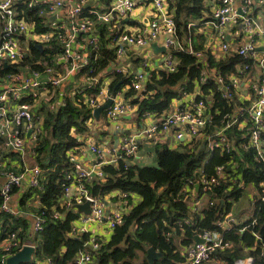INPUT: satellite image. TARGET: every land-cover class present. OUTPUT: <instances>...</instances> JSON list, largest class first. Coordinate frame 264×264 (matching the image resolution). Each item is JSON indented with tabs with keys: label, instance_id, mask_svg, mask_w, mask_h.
<instances>
[{
	"label": "built area",
	"instance_id": "1",
	"mask_svg": "<svg viewBox=\"0 0 264 264\" xmlns=\"http://www.w3.org/2000/svg\"><path fill=\"white\" fill-rule=\"evenodd\" d=\"M90 1H93V4L90 5ZM147 2H150L152 6L153 20L148 23L146 29L129 27L125 22L126 19L137 6ZM173 2L174 0H0V67L4 65L15 67L14 70L0 76V152H11L22 158L29 153L34 156V149L42 133L44 122L36 115L34 107L42 100L44 86L47 89L49 87L56 89L67 79L68 75L87 67L90 55L86 53V49H100L101 35H110L115 53L114 70L124 74H127V60L138 54V48H146L153 42L162 40L167 51L163 58L162 69L169 73L178 72L181 60L175 53L181 51L196 57V62L201 65L200 78L192 82L195 85L192 92H186L184 87L181 88L182 94L176 98L181 101V106L176 104L168 114H163L161 118L155 120L143 131V140L131 135L124 136L112 152L118 159H140L142 141L146 144H158L171 129H174L176 142L172 145L173 148L181 146L194 152L205 148L209 152L205 163L197 167L193 174L185 176V187L183 186L184 188L182 187L178 193L180 198L175 199L184 202L189 200L187 203L190 211L199 213L205 203L204 195L195 194L194 190L187 191V187L197 184L203 193H217L220 190L223 195H230L233 191L241 190L250 184L254 188L252 193L254 201L261 203L264 207V177L258 184L246 182L245 177H242L239 171L240 163L236 160V157H242L243 150H253L254 161L260 166V171L264 176V72L261 81L254 88V100L250 105L236 107L237 103L234 100V93L241 88L242 76L255 65L246 59L254 56L257 48L256 42L249 40L237 49V53L244 57L245 61L237 66L236 71L224 77L220 70L211 66L209 62L207 63L201 57V53L194 49L191 38L187 45L180 41L171 8ZM235 3V0H218L213 10L216 20L214 25L220 29V35H224L225 28L235 22L240 15L244 21L243 30L251 31L255 21L248 15V11L255 4H264V0H244L240 7L244 15L237 9ZM21 4L28 9L40 8L39 13L44 18V24L50 28L49 31L37 32L36 23L27 20L24 15L25 10H20ZM53 15L57 20H52ZM195 24L194 21L190 22L189 29ZM55 36L62 46L63 63L67 67L64 74L55 72V67L48 59H39L31 63L24 62L28 54L33 55L30 49L26 51L22 48L23 37H32L38 42L37 44H43ZM219 50L222 54H227L232 51V47L230 43L222 42ZM258 63L264 68V53ZM34 64L42 66L43 69L33 67ZM146 66L148 68L146 67L144 72L131 77L132 88L141 92L139 95L141 99L153 93V91H147V82L153 71L149 69L148 62ZM44 69L45 77L41 73ZM86 73L88 77H91L88 72ZM90 79L96 83L99 75ZM209 80L216 83L219 89L224 90V96L234 104V111L231 115H224V124L216 131L206 132L213 118L209 107L214 103V92L205 93L201 84ZM185 96H190V100L184 102ZM25 97L27 101H23ZM110 97L113 98V103L106 109L108 122H114L135 108L130 99L121 100L116 94L109 95L108 98ZM87 100L93 108L99 106L97 97ZM47 103L52 110L62 105V102L59 105L51 103L50 98ZM235 124L242 132L239 145L234 138L228 135V129ZM242 124H244L243 127H241ZM204 141L205 145L202 144ZM216 149H219L222 155L231 156L228 160L229 168H226L224 164L211 168L210 156L215 153ZM105 150L103 144L93 143L91 146V151L100 159L105 157ZM69 156L74 163V168L60 205L66 211L77 213V204L90 202V213L84 216L78 214L72 225L71 235L80 237L82 234H89V240L76 254L74 262L75 264H100L99 251L102 244L110 241L109 235L112 236L116 228L126 222V216L142 201V196L134 192L111 193L110 196L102 198L93 195L88 186L96 178L105 180L106 175L102 167H83V164L76 160L75 151L69 152ZM43 173L44 169L40 165L28 164L16 170L14 168L3 170L0 173V179L3 177L0 185V213H8L18 218L19 210L11 205L14 190L36 187L44 190L43 184L41 186ZM233 198V196H227L226 202H230ZM206 205L216 206L218 199L211 198ZM63 215L64 213L61 214V212L54 213L55 217ZM244 222H240L231 210L222 209L214 222L215 229L201 227L195 229L194 236L198 235L203 242L196 243L194 240L190 245L182 247L181 254L184 256L182 264H209L216 251L233 247L232 242L225 239L224 232ZM255 222L256 219L253 218L252 223ZM43 223L44 218L36 215L32 223V232L41 230ZM194 223L193 216H188L173 224L165 221L167 229L164 230V235L166 239H171L174 228L184 229L186 225ZM94 225L103 226L105 233L99 235L98 231L93 228ZM246 228L245 225L240 230L244 231ZM28 244L29 242L19 237L15 231L0 238V264H6L8 257ZM261 255H264V249ZM245 260L248 264L253 262L252 258ZM243 261L238 260L236 264H241ZM35 264H54V260L52 257L38 258Z\"/></svg>",
	"mask_w": 264,
	"mask_h": 264
},
{
	"label": "trees",
	"instance_id": "2",
	"mask_svg": "<svg viewBox=\"0 0 264 264\" xmlns=\"http://www.w3.org/2000/svg\"><path fill=\"white\" fill-rule=\"evenodd\" d=\"M206 1L174 0L171 8L179 35L193 37V29L190 30L188 24L192 21L207 19L205 12L209 10V7ZM19 8L25 10L24 15L27 20L36 23L37 32L49 31L50 28L44 24V18L39 13L40 8L28 9L23 4ZM101 36L100 49L91 50L89 65L83 69L93 78L99 75L98 81L75 90L72 95L65 96L62 105L54 110L46 109L42 133L34 149V157L38 165L44 169L41 182L44 190H41L40 187L29 188L22 197V201H26L25 199L31 196L32 192L37 193L40 208L36 215L44 218L42 229L31 235L28 232L26 218H16L8 213H0L2 216L0 238L15 231L23 240L26 238L32 240V245L35 247L34 257L29 262L22 264H35L36 259L46 257H52L55 264H75L76 254L84 248L85 242L89 240L88 233L82 234L80 237L71 235L73 222L78 215L72 211H66L60 205L64 198V190L70 183L71 171L74 168L69 152L84 144L72 132L75 131L78 134L89 132L87 123L95 118V110L87 99L96 98L105 78H111L110 93H118L132 82L130 76L110 68L114 61V54L112 49L105 46L110 41V35ZM36 45L37 43L34 41L29 44L33 56L28 54L24 60L25 63L48 58V50L44 47L40 49ZM195 50L197 49L195 48ZM175 54L181 60L178 72L169 73L164 69L152 72L147 82V91H153V93L142 99L139 97L130 98L132 103L137 105L136 122L141 123L146 116L169 113L173 109V101L181 96L182 87L186 92L194 90L195 85L192 82L200 78V63L196 62L197 59L192 54L181 51ZM242 61L243 58L239 54H233L221 60L214 59L212 55L209 56L210 65L217 67L224 77L236 71L237 65ZM33 67L41 69L42 66L34 64ZM14 69V66L6 67L4 65L0 67V76ZM103 72L105 75H100ZM201 88L205 93L214 92V103L209 107L213 118L210 120L206 132L216 131L224 124V115H231L234 111V104L224 96V90L219 89L212 80L201 84ZM133 91H130L127 96H133ZM103 117H105V112H103ZM237 128L236 124L231 126L228 129V135L230 138H234L239 145V141L242 140V132ZM205 143L204 141L202 144L205 145ZM218 150L216 149L215 153L210 156L211 168L223 164L231 158L228 154L223 156L216 154L219 152ZM10 153L0 152V161L5 160L4 158H7ZM157 156V166H140L124 158L118 159L115 164L103 166L105 180L96 178L89 184L90 192L98 197L115 190L136 192L143 197L141 203L126 216V222L116 228L110 241L102 244L99 251L100 264H150L147 259L149 247H154L163 253V257L155 261L154 264H181L184 260L180 251L177 250L178 246L174 238L166 239L164 230L167 228L163 229V220L175 223L187 217L189 211L183 201H175L174 197L169 194L171 192L179 193L183 186V178L191 175L196 167L203 165L209 152L205 148L194 152L189 149L175 151L161 146L157 148ZM253 157V150H243L242 157H236V160L239 161L240 167H243V177L249 182L258 184L264 176ZM218 192L222 194L220 190ZM241 192L242 190H236L225 196L239 199L242 195ZM55 212H61L64 215L55 217ZM220 212L219 205L204 209L205 217L202 221L185 226L182 244H191L194 231L199 227L215 229L214 221ZM193 218L200 220V215ZM253 218L256 219L255 223H252ZM253 218L224 232L225 239L233 242L234 245L226 250H218L213 254V258H221L227 264H235V261L240 257L242 247H247L253 251L255 264H262L264 262V255H261L264 247V207L259 202H255ZM136 225L138 227L134 228ZM245 225L247 226L246 230L241 231L240 229ZM21 227L22 229H20Z\"/></svg>",
	"mask_w": 264,
	"mask_h": 264
},
{
	"label": "crops",
	"instance_id": "3",
	"mask_svg": "<svg viewBox=\"0 0 264 264\" xmlns=\"http://www.w3.org/2000/svg\"><path fill=\"white\" fill-rule=\"evenodd\" d=\"M235 1H236L235 5H236L237 9L241 12L240 7H241L242 3H244V0H235ZM206 2H207V5L209 7V10L207 12H205V18H207V19L205 21H196L195 22L196 24L193 25L190 30L193 29L192 30L193 37H191V41H192V45H193L194 49L196 48L197 51H199L201 53V57L207 63L209 62V56H211V55L216 60L228 58V57L232 56L233 54H238L237 49L240 48L245 43H247L249 40L256 42L257 48L255 50L254 56L249 57L248 58L249 60H247L250 63H254L255 65L242 76V81L240 83L241 88L234 93V100L237 103L236 107H238V105L239 106L250 105L251 102L254 100V88H255L256 84L261 81V79L263 77V72H264V68L261 65H259V63H258L259 58L264 53V4H255L250 9V11H248V15H250L255 21L251 31L243 30L244 21H243L242 15H240L239 17L236 18L235 22L231 23L229 26H227L225 28L224 35H220V29L216 28V26L214 25L216 20L213 16V10L215 9V7L218 4V0H207ZM89 4L90 5L93 4V1H90ZM152 12H153V10H152V6H151L150 2H147L145 4H141L133 10V13L130 15V17L128 19H126L125 22L131 28L146 29L148 23H150L153 20V13ZM241 14H243V12H241ZM53 19L57 20L55 15H53L52 20ZM192 34L190 33V35H192ZM189 39L190 38H188L186 35L180 36V41L185 45L188 44ZM80 40L82 41L83 39L81 38ZM25 41H27L29 44L32 41L36 42L35 40L32 39V37H29V38L23 37L22 42H25ZM48 41L49 42H46V44H47L46 47H44V45H42V48L44 47L48 50V54H47L48 58L47 59L51 62L52 65H53L52 61H54L57 65H60L62 67L60 69V72H62L64 74L67 71V67L63 63L64 59L62 58L63 57L62 56V52H63L62 46H61V44H60V42L56 36L52 37ZM222 42L230 43V45L232 47V51L227 53V54H222L221 51L219 50V46ZM36 43H38V42H36ZM155 43H157V45L159 47L164 46L162 43V40H159ZM105 46H106V48L108 47L109 49L113 50V54H114V58H115L114 47L111 44V41L107 42ZM198 46H201V47H198ZM28 50H29V45H28ZM137 52H138V54L133 55L130 59L127 60V74H124V73H122V74L132 77L133 75H136L139 72H144L146 70V67H147L146 66L147 62L150 66L149 69L152 70L153 72L163 68V64H162L163 58H164V55L167 53V51L156 52V51H154L152 44H151V46L146 47V48H138ZM178 52H180V51H176V53H178ZM86 53L91 55L90 48L86 49ZM242 58H243V61H245L244 57H242ZM89 59H90V56H89ZM242 62L239 63L238 65L240 66L242 64ZM110 68L114 71L115 65L113 62H112V66H110ZM216 68H215V70H216ZM42 69H43V67H41L40 70H42ZM54 70H55V68H54ZM55 72H57V71L55 70ZM206 72H207V70H206ZM41 73L45 77V69L43 71H41ZM100 75L104 76L105 72L100 73ZM90 78L91 77H88L87 73L84 72L83 69H81L77 72H73L70 75H68L67 79H65L64 82L59 87H57L56 90L51 88V87L48 88L49 90L52 89V93L54 95L48 94L49 90L47 89L46 86H44L45 89H43V90L46 91V92H44V94L45 93H47V94L45 96H42V100L37 105H35L34 112L43 121L45 118L46 109L49 108L48 103H47V100L49 99V97L51 99V103L53 102V103H57V105H59V103H61L63 101L65 96L74 94L75 90H77V89H79L85 85L93 84L94 83L93 79H90ZM79 80H80V83H79ZM110 83H111V78H105L103 83H102L101 91L96 96L98 103H99V106L103 105L104 103H106L108 101L109 95H114V94H116L121 100L130 99V98L133 99L135 97L140 98L139 95L141 94V92H138L134 88H132L131 84L122 88V90L119 91L118 93H114V92L110 93V88H109ZM43 90H42V93H43ZM130 91L134 92L133 96H127V94ZM48 95H49V97H48ZM188 100H190V96H185L184 102H186ZM23 101H27L26 97L23 99ZM180 103H181V101H179V99H175L173 101V109H174V106L176 104H180ZM245 103H247V104H245ZM180 106H181V104H180ZM94 110H95V108H94ZM136 110H137V105H135V108L133 110H131L127 114L119 117L114 122H111V121L108 122L106 120V109H105L103 111V112H105V117H103V112H102L99 118L95 117L93 120H89V122L87 123V125L89 126V132H87L86 134H78L75 131H73L72 132L73 135L77 136L84 143L83 145L79 146V148L74 150L75 154L77 155L76 160L78 162H80L81 164H83V167H85V168H92L95 166L96 167L101 166L103 168V166L106 164H111V163L115 164V163H117L118 157H116L112 151H113V148H115L120 143L122 137L131 135V136L139 138V139L142 138V140H143V137H144L143 131L145 129H147L149 126H151L155 120L161 118L163 114H168V113H163L160 115L146 116L144 119H142L141 123H138V122H136V120H137L136 119ZM243 126H244V124L241 125V127H243ZM175 142L176 141L174 139V129H171L164 136V139L162 141H160L158 144H146L144 141H142V143L140 144V146L142 147V157L140 159H137V160H130V162H132L133 164L140 165V166H157V164H158L157 148H159L161 146H166V147H168L172 150H175V151H184L185 149H187V148L181 147V146L173 148L172 145ZM93 143H99V144H103L105 146V148H106L105 157H102V159H100L99 157H97L95 155V153L93 151H91V146ZM216 154H219L221 156L224 155V154L222 155V153L220 151ZM4 159L6 161L1 162L0 173H2L3 170H5V169L12 170V168H14L16 170L18 167H20V165L23 166L25 164H28L29 162L27 161V159H29L31 161L32 159H34V156L32 153L31 154L29 153L26 155L25 158H22L16 154V155H14V157L8 156L7 158H4ZM34 163L35 164L30 162V164H28V165H31V166L38 165L36 160ZM96 163H99V164H96ZM223 164L226 168L230 167V164L228 163V161L223 163ZM242 168H240L239 171L241 172V175L243 177V169ZM196 169H197V167L193 170V172ZM187 176H189V175H187ZM184 178H183V186H184ZM245 180L248 183H253V182H249L246 178H245ZM2 181H3V177L0 179V185H1ZM196 185H192L190 187L186 186V187L188 189L187 191L194 190L195 194L204 195L203 200L205 201V203L201 207L200 212L199 213H192L190 211L189 204L187 202L183 201L187 205V209L189 211L188 216L196 217V215H200V220L194 219L195 222H200L204 219V217H205L204 209L210 208L206 204H207L208 200L211 198L218 199V205L220 206L221 210L224 208H226L227 210H231V212L235 216L236 213H235V211L232 210V208L239 199L233 198L230 202L229 201L226 202V196H225L226 194L223 195V194H220L219 192H217V193L216 192L215 193H212V192L203 193L200 186L199 185L196 186ZM241 190H242V192H241L242 195L240 196V198L243 197L244 194L246 193L247 198H244V199L246 201L250 202V204H249V205H251V208L249 209V214H250L249 216L250 217L248 219H251V218H253L254 208H255V201H254V197L252 194L254 191V188L249 184L247 187H245ZM26 192H27V188L20 189V190L17 189L16 192H14L13 198L11 200V205L15 209L19 210V212H20L19 217L20 218L24 217L27 219V221H28V232L31 234V233H33L32 232V223H33L34 217L36 216V213L38 212V209L40 208V204H39V197H38L37 193H34V192H32L31 196H28V198L25 199L26 201H22V197L26 194ZM117 192H121V191L115 190V191L109 192V193H107L103 196H99V197H101V198L102 197H108L111 195V193H117ZM134 193H136V192H134ZM169 195L171 197H174L175 201H180L178 199H175V198H180L178 196V193H172L171 192ZM142 199H143V197H142ZM246 207H247V205H246ZM246 207H244L242 209L241 214L246 213V211H247L245 209ZM78 214L80 216H84L85 214H88V213H86L84 211H80L78 209L77 215ZM180 220H182V219H180ZM165 221H166V219L163 220V229L166 228ZM166 223L173 224V223H169L168 221H166ZM1 225H2V216L0 215V226ZM136 227H138V226L136 225L134 228H136ZM93 228L98 231L99 235H102V233L104 232L103 226L94 225ZM20 229H22V227ZM173 232L174 233H173L172 237L174 238V240L177 243V246H178L177 250L180 251V253H181L182 247L187 246V245L182 244L184 229L177 227V228L173 229ZM109 236L112 237L111 235H109ZM109 236L106 235L107 238H110ZM256 237L259 238L257 235H256ZM27 239L31 243V238H26V240ZM193 242H194V237H193L192 243ZM232 244H233V242H232ZM28 245H30V244H28ZM32 246H34V245H32ZM262 249H264V247ZM157 251H159V250H157ZM159 252H161V251H159ZM253 256H254V254H253L252 250H250L247 247H242V249L240 250V257L235 261V264L238 260H244L241 264H248L247 261L245 260L247 258H252L253 259L252 264H255V258ZM182 257L184 258L183 255H182ZM182 262H181V264H182ZM209 264H227V262L224 259L214 257L213 260L211 262H209ZM262 264H264V262Z\"/></svg>",
	"mask_w": 264,
	"mask_h": 264
},
{
	"label": "water",
	"instance_id": "4",
	"mask_svg": "<svg viewBox=\"0 0 264 264\" xmlns=\"http://www.w3.org/2000/svg\"><path fill=\"white\" fill-rule=\"evenodd\" d=\"M38 48H42L41 44H37L36 45ZM152 47L154 49V51L159 52V51H166V47L162 46L159 47L157 45V43H152ZM113 103V98L110 97L108 99V101L106 103H104L103 105H100L98 107L95 108L94 111V115L96 118H99L101 113L109 108L111 106V104ZM77 208L80 211H84L86 213L90 212V202L86 201L83 204H77L76 205ZM195 242L196 243H201L203 242V239L201 237H199L198 235H195L194 237ZM35 251V247L32 245H26L25 247H23L21 250H19L18 252H16L15 254L11 255L10 257H8L6 264H22L25 262H29L32 259V255L34 254ZM163 257V253L157 251L154 247H149L147 250V259L149 261L150 264H154L156 260H159Z\"/></svg>",
	"mask_w": 264,
	"mask_h": 264
},
{
	"label": "rangeland",
	"instance_id": "5",
	"mask_svg": "<svg viewBox=\"0 0 264 264\" xmlns=\"http://www.w3.org/2000/svg\"><path fill=\"white\" fill-rule=\"evenodd\" d=\"M42 44V43H41ZM28 45H29V43L27 42V41H25V42H23V44H22V48L24 49V50H28ZM42 45H44V47H46L47 46V44L46 43H43ZM52 63H53V65H54V67H55V70L57 71V72H59V73H62V72H60V69L62 68L60 65H57L54 61H52ZM63 74V73H62ZM79 83H80V80H79ZM57 89V88H56ZM55 89V90H56ZM44 92H46L45 90H43V96H45L47 93H45L44 94ZM57 93V92H56ZM48 94H53L52 93V89H50L49 91H48ZM54 95V94H53ZM48 97H49V95H48ZM50 98V97H49ZM14 153H10L9 154V156H11V157H14ZM34 159H35V157H34ZM34 159H32L31 161L29 160V159H27V161L29 162H27L28 164H30V162L31 163H33V164H35L34 162H35V160ZM3 161H6V160H3ZM1 162V161H0ZM18 167V166H17ZM20 167H22L21 165H20ZM244 198H247V194L245 193L244 194V196L243 197H241V198H239V200L236 202V204L233 206V208H232V210L233 211H235V216L238 218V220L240 221V222H244V220H246V219H248L250 216V214H249V209L251 208V205H249L250 204V202H248V201H246ZM187 202H189V200H187ZM246 205H247V207H246ZM244 207H246L245 209L247 210L246 211V213H243V214H241V211H242V209L244 208ZM31 235H33V233H31ZM27 242H29V244H32V240H31V243H30V241H28V239L26 240Z\"/></svg>",
	"mask_w": 264,
	"mask_h": 264
},
{
	"label": "clouds",
	"instance_id": "6",
	"mask_svg": "<svg viewBox=\"0 0 264 264\" xmlns=\"http://www.w3.org/2000/svg\"><path fill=\"white\" fill-rule=\"evenodd\" d=\"M39 44H40V43H39ZM246 220H249V219H246ZM214 222H215V221H214ZM245 222H246V221H245ZM194 237H195V236H194ZM194 240H195V239H194ZM33 255H34V254H33ZM33 255H32V256H33ZM31 260H32V259H31Z\"/></svg>",
	"mask_w": 264,
	"mask_h": 264
}]
</instances>
